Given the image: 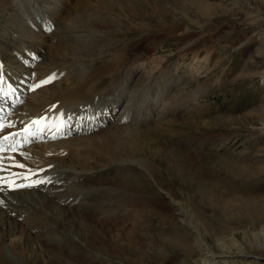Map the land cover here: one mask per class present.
<instances>
[{"label": "rangeland", "instance_id": "rangeland-1", "mask_svg": "<svg viewBox=\"0 0 264 264\" xmlns=\"http://www.w3.org/2000/svg\"><path fill=\"white\" fill-rule=\"evenodd\" d=\"M37 1L47 9L38 14L45 16L44 23L50 19L59 24L57 29L50 26L54 30L52 39L70 35L75 39L65 38L73 40L74 45L52 39L43 43L51 48L45 50L44 57L63 50V59L69 58L68 64L77 66L72 76L41 90L63 84L72 90L76 82L97 77L85 72L100 66L108 67L103 83L97 77L96 90H103L102 85L122 86L129 96L145 86L133 82L144 70H149L150 85L158 83V90L166 94L168 83L183 77L181 83L174 82L171 96H166L169 103L159 107L162 119L131 125L125 133L129 127L116 124L111 130L97 131V153L84 150L76 156L74 170L85 177L75 182V189L64 200L76 201L81 208L78 216L66 210L63 220H57L63 222L53 226L57 235L61 228L67 238L79 236V246L73 241L77 246L73 256L79 252L81 264H206L212 252L232 256L244 251L254 253L259 257L258 264H264L260 237L264 220L254 213V207L264 206V134L253 129L264 123V0H68L67 6L76 3L62 10L58 20L53 18L56 13L51 16L45 1L59 0ZM85 2L83 8L75 7ZM196 2L208 5L211 17H206L207 11L199 14ZM15 3L0 0V33L5 37L13 32L16 34L9 37L19 34L37 42L28 50L39 53L40 35L28 29L33 20L31 8L26 0L16 9ZM88 16L89 21L83 23L81 19ZM254 21L257 24H252ZM89 42L93 43L91 48ZM105 46L110 51L108 57L101 58L98 50ZM44 59L37 66L39 70L48 72L65 66L50 57ZM86 65L80 77L73 76ZM138 65L145 69L137 71L135 80L125 79V66ZM173 94L180 100L170 101ZM141 96H134L136 104L145 109L148 103ZM184 99L196 105L177 114L171 112L167 104L172 103L176 109ZM126 102H121L123 108ZM114 162L121 164L119 175L110 178V168L101 170ZM116 171L114 168L113 173ZM89 172L99 173L98 180L87 182ZM110 190L113 194L105 197ZM85 192L95 194L90 203L81 200ZM26 201L35 206L40 203ZM223 204L225 216L221 213ZM40 211L41 207L30 213H37L34 217L38 219ZM188 213L204 241L188 221ZM3 229L8 227L0 224L1 233ZM14 237L19 241L21 234L17 232ZM32 239L27 246L41 251L30 257L36 264L46 254L38 239ZM26 242L16 249L17 254H22Z\"/></svg>", "mask_w": 264, "mask_h": 264}, {"label": "bare ground", "instance_id": "bare-ground-1", "mask_svg": "<svg viewBox=\"0 0 264 264\" xmlns=\"http://www.w3.org/2000/svg\"><path fill=\"white\" fill-rule=\"evenodd\" d=\"M64 1L66 2V5H69L67 3L68 0H59L58 2H61L63 4ZM45 2L49 4L48 1ZM58 2L52 1L54 7L52 6V4L51 5L49 4L48 7L50 8L51 14H55L54 9H56L57 7L54 4ZM73 2L76 3L75 1ZM86 2L82 5L77 4L75 5V7L77 9L83 8L84 6H86ZM195 6L198 7L199 14L201 15H205V12L208 10V5H205L201 2H196ZM57 11L59 12V10ZM208 11L206 14L207 18L211 14ZM69 13L70 12L67 13V16L70 17ZM56 16L58 15L56 14ZM89 19L90 16L82 18L81 20L83 21V23H87ZM67 20L69 21V18ZM252 24H257V21H254ZM78 31H82V30L79 29ZM44 32L45 30L38 31V35H40L39 42L41 43L49 42L50 39H52L51 37L44 35ZM30 34L31 36H33V33ZM0 37H1L0 39L5 38L2 33H0ZM69 43L71 45H74L73 40H70ZM88 44L90 48L93 45L92 42H89ZM77 49L81 51L80 47H78ZM2 51L3 49H0V53H2ZM109 51H110V47L105 46L103 49L98 50L99 56L101 58L108 57ZM62 54H63V50L53 51L52 56H50L51 54L48 53V57L66 66L69 62V58L65 61V59H63L64 56ZM48 57H44V58H48ZM44 60L45 59H43V61ZM76 61H82V59H76ZM194 62L196 63L197 61ZM87 66L88 65L81 66L80 71L74 74L73 76L80 77L81 72L87 69ZM191 66L192 65H190V67ZM107 67L108 66H100L93 71L85 72V74H96V76L98 77V82L100 80L99 83L101 82L103 83L105 79V76L103 74H106L104 72L107 69ZM141 68L144 67L138 65L135 67L128 68L125 66V68L123 69L124 78L129 81L135 80L134 77L136 76L137 71ZM145 71L146 70L142 72L143 75L141 74V76L137 77L136 80L133 81L135 83L138 81L139 84L142 86L145 85L142 90H139L137 92L131 91L133 97L132 95L129 96L127 92L122 91L124 89L122 86H118L116 88L114 87L105 88L102 85L103 90H96L97 77L95 76L81 80L78 83L76 82V84L72 83L74 84V86H71L72 90L65 89L68 86L63 84V87L59 86V88H51V89L46 88L44 90L40 89L36 93L29 96L28 102L20 109L22 111H25L23 113V115H25V119H22L21 123L23 124V126L29 127L27 134L30 135L31 137L34 136L37 137V134L32 130V126L37 124L38 127L41 128L44 132L45 142L39 143L37 146H34V153L36 152L34 159L32 158L31 160L27 159L24 162V164H22V166L19 163H15L12 172L15 175H17V179H18L23 175L22 168H26L28 166H33V165L44 167L46 169L45 170L46 175L45 178L42 180V183L44 185L53 184V186L49 187L46 191H39L37 187L38 185H35L34 188L24 189L25 191L19 190L13 192L10 189L11 185H9V183L12 181V179H14V176L1 175V173L6 174L7 172H2L3 157L0 158V175L3 177L1 183L4 182L8 183L7 185L0 184V198L2 200V205L0 204V224H2L3 227H8V229L5 230L3 229V233L0 232V264H32L30 262V257L35 253L41 252V251H37L34 247L29 248L27 246L28 241L30 242V240H33L32 238L38 239L41 247L43 248V250H45V254H46V255L42 254L40 260L36 264H57V261H64L65 264H81V260L79 258L80 254L78 255L79 252H75V256H73L74 247H77L73 245V241L74 244L80 245V243H78L81 241L79 236L77 234L72 233L73 235L70 238L69 237L67 238L63 233L64 231H62L61 228L60 231H58L60 235H57V230H55L54 229L55 227L53 226L59 225V223L63 222V221L58 222L57 220H63L64 215L68 213L66 210H69L78 216L77 213L81 208V204H76L77 203L76 201L66 202L64 200V197L67 193L72 192L73 189H75L74 184L76 185L75 182L78 181V179L83 180V177H85V174H82L81 172H77L74 170L75 166L78 164V161L76 160V156H78V154L84 150H88L90 151V153L92 151H95V153H97L98 147L100 145V143H98L97 141H99L100 138L97 135L98 133L96 134L95 132L87 135L76 136L70 140H65L62 138L65 134H67V132L68 134L76 133L79 125L84 124V126H87V129L89 128L93 129L95 127L101 126L102 124L100 121L101 115L103 114L104 117L111 116L110 111L113 110V108L116 109V107L119 106L121 102L124 101L125 99H127V102L126 104L124 103L125 107L123 108V111L116 119V122L119 119H122V117L125 119H130L131 120L130 122L137 121V119L142 116L141 110L143 109V107L138 106L136 104L135 97L136 95L138 97V94H140V96L142 95L144 98H146L149 91L153 92L152 100L154 103L151 104L152 106L151 110L156 109L158 113L162 112L158 110L159 107H157V105L160 104V106L165 107L166 103L168 102L166 96L167 95L171 96L170 94L171 88L174 87L176 82L177 84H179V81L181 83L183 77H179L180 79H178V81L171 80L172 83L166 82L168 83L167 94H166V92L164 93V91L158 90L159 88L158 83L155 84L156 87L154 85H150V79L147 78V73L149 72V70H147L146 72ZM119 83L120 82H118V84ZM132 83H130V85ZM46 86H49V84L45 85L44 87ZM173 90L176 91V89ZM181 90L184 89L181 88ZM141 99L139 98L138 100L143 104H145L146 102ZM171 100L177 101L180 99L178 95L173 94L172 97L170 98V101ZM171 104H167V105L170 107L171 112L177 114L180 112H184L183 109L186 110L190 105L193 104L196 105V102H191L190 99L181 100V103H179L182 105V106L180 105L181 108L180 106L179 107L177 106L176 109ZM135 108H137V110H133ZM146 108H149L147 104H145V109ZM162 115L163 112L159 116L162 117ZM37 121L38 123H34ZM112 125L113 124H111L109 127L106 128L108 129L113 127L115 128V126ZM73 126L74 128H72ZM106 128L100 130L99 132L104 131ZM253 129L260 131L261 133L264 134V123L256 124V126ZM129 130L130 127L128 128V130H124L123 133L128 132ZM97 155L98 154H96L94 157L96 158ZM57 163H58L57 167L55 168L51 167L52 164H57ZM120 165L121 164L119 162H114L111 163L110 167H105L101 171L105 172L107 168H110L109 170L110 178H113L119 175ZM78 166L83 168L80 165ZM115 166L117 167V171L116 173H113V169L115 168ZM92 173L94 172H89V176H87L88 177L87 182L89 183L93 181H97L98 177L100 176L99 175L97 178L96 177L89 178ZM74 176L77 179H74ZM79 184L78 186L80 185L85 186L86 182L83 181L80 185ZM113 192H114L113 190L107 191L105 192L104 196L108 197L109 194H113ZM93 197H95L94 193L85 192L82 194L81 200L82 202L90 203ZM26 199L28 200L34 199L37 202L40 201L39 206H35L32 203L29 204L26 201ZM46 199L48 200V203L43 204L44 201H47ZM39 207H41L40 212L42 216H38L39 218L35 219V217H37V213H34L35 216L34 217L30 212L35 211ZM225 210H226L225 205L223 204V207L221 208V213L224 214V216H225ZM14 213H16L17 216H20L22 213L26 215V217L22 220L23 223L17 221V219L14 218ZM254 213L260 215V219L264 220V216H263L264 206L257 205L256 207H254ZM187 216H188V221L197 232V228H198L197 224L195 225L192 223L193 218L189 213L187 214ZM28 219H31L32 221L29 224H25V222ZM47 219L50 220V223H45ZM52 219L55 220L56 224H54ZM95 219L99 221L98 217H96ZM80 221L83 222V220ZM33 231L35 233H33ZM17 232L21 234V238L19 241L14 237ZM260 233H261L260 237L262 238V242H264V237H263L264 232L261 231ZM198 235L200 236L199 238L201 239V241H204V239L202 238V234H198ZM25 242H26L25 249L23 250L22 254H17L16 249L20 248V246H22ZM23 247L21 249H23ZM256 247L260 249V247L258 246ZM54 253L55 255L53 256ZM56 254H57V258H55ZM209 259L210 260L208 262L205 261L204 262L206 264H258L259 263L258 262L259 257L254 255V253H248L244 251H240V252L238 251L236 254L232 256L227 254L223 255V254H218L216 252H212Z\"/></svg>", "mask_w": 264, "mask_h": 264}, {"label": "snow or ice", "instance_id": "snow-or-ice-1", "mask_svg": "<svg viewBox=\"0 0 264 264\" xmlns=\"http://www.w3.org/2000/svg\"><path fill=\"white\" fill-rule=\"evenodd\" d=\"M46 82H49V81H46ZM34 123H38V121L37 122H34ZM3 126H0V128H2ZM5 139H7V137H5ZM22 166V165H21Z\"/></svg>", "mask_w": 264, "mask_h": 264}]
</instances>
